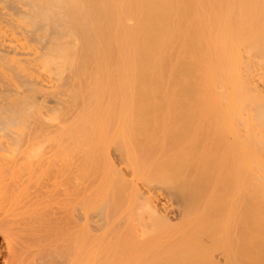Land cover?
Listing matches in <instances>:
<instances>
[{"label":"bare ground","instance_id":"1","mask_svg":"<svg viewBox=\"0 0 264 264\" xmlns=\"http://www.w3.org/2000/svg\"><path fill=\"white\" fill-rule=\"evenodd\" d=\"M0 108L45 130L31 168L54 182L33 194L56 198L62 242L103 223L85 253L264 264V0H0ZM92 159L111 165L95 190L174 193L155 197L165 229L129 215L120 233L117 208L78 220L79 167Z\"/></svg>","mask_w":264,"mask_h":264},{"label":"rangeland","instance_id":"2","mask_svg":"<svg viewBox=\"0 0 264 264\" xmlns=\"http://www.w3.org/2000/svg\"><path fill=\"white\" fill-rule=\"evenodd\" d=\"M22 109L23 108H16L13 110L15 112L8 110V112H6L5 109H2L0 112L3 114H0V124L2 123V125H0V138L3 140V142L0 141V264H39V262L40 264H49L50 262V264H69L73 261L70 259V262H67L69 259L66 261L67 257H64L70 253L68 251L69 249L67 250L68 247L66 245L72 246L74 249H77V246L79 247L77 249L79 253L77 254L80 257V261H76V263L78 262L80 264H157V259L154 256L146 259L143 258L145 256L140 255L143 259L149 260L146 262L145 260L139 258L138 255L136 257L138 259H136L132 254L127 255L122 252L116 255H121L120 257H116L115 255L103 257L90 252L85 253L86 250L84 248H86L91 243L90 241L86 240V233L89 231L96 235H102V233L106 232V228L103 223H100V225H89L90 229H88V231L82 228L77 246H73L74 241H67L64 243V241L62 242V239L60 240L62 234L59 235V232H64V225L61 224L62 222H60V220L56 221L52 219L57 214L55 202L56 198L47 196L45 199L44 197L41 198L42 196H40L39 193H37L39 195L36 194L37 196L33 194V191L36 189L37 185H39L37 188H40L41 191H48L51 189L50 187L54 182L53 173L49 172V174L46 170L45 172H40H44L42 174L46 175H39L40 173H35V169H32L34 165L33 163L36 162L35 158H39L38 155H40V151L38 150L39 147L35 148L34 144H31L30 142H37L36 146H38V143L39 145L41 144L39 149H41V147L42 149H45L44 147H46V145L43 143L45 142L43 141V138H45V130L38 128L36 129L33 124L32 114ZM9 116L11 118H9ZM5 120H8L9 122ZM9 127L12 131L9 129ZM29 135L30 141H28ZM3 137L4 139H2ZM41 165L43 164L41 163ZM113 165L121 170V164H119L117 161L114 160ZM110 167V163H105L101 160L95 161L93 159L87 160L80 165L78 174L82 187V189H80V200L82 202L75 212L78 220L83 222L86 216H91L95 222L96 220H99L102 215H105L106 213L110 214L109 211H111L113 208H117L114 212L118 213L119 211V215L117 214L119 217L114 215V218H116V223H118L116 224V227L120 233H124V222L127 221L129 215H132L131 218L136 224H139L141 219L145 218L151 232H156L158 229H165L164 224H159V222L153 221L154 215H158L164 219V216L159 213L158 207L155 203V197H166L169 201L171 200L170 202L176 203L177 198L175 197L174 193L168 192L165 187L156 183H154L150 188L151 195L143 199L140 186L138 193L132 192L126 196H119L118 192L117 195L116 192L115 194L114 192L109 193L105 187L99 191L95 190L101 178L102 181L109 179L106 172ZM31 170L34 171L32 172L33 174L31 173ZM36 170L38 172L40 171V169L38 170V167H36ZM121 172L128 181H131L130 177H128L122 170ZM203 188L204 185L198 186L194 191L195 194L200 197V193L202 192ZM36 191L37 190H35V192ZM39 191L40 190L38 189V192ZM33 196L40 199L35 197L33 198ZM117 196L120 198V200L117 199ZM130 210L132 212L128 213ZM148 219H151L156 225L150 223ZM169 222L171 224L178 223V221L174 220H170ZM57 228H59L60 231L57 230ZM54 236L57 237L55 238ZM59 236L61 237L58 239ZM132 242L133 240L131 241V244ZM58 243H60V245ZM139 244L140 242H137V244H135V248H137ZM58 246L62 247V249ZM87 248L89 249V247ZM72 249L73 248L70 250L73 254L71 253L70 255H77L76 250L74 251V249ZM53 250L55 252L58 251V253L53 252ZM66 251L69 253L67 254ZM51 254L55 255L56 258L54 259ZM71 256L68 255V257L73 259V256ZM45 257L46 259H44ZM75 258H77V256H75ZM32 259L34 261H31ZM61 259L67 263L60 262ZM143 261L146 263H143Z\"/></svg>","mask_w":264,"mask_h":264}]
</instances>
